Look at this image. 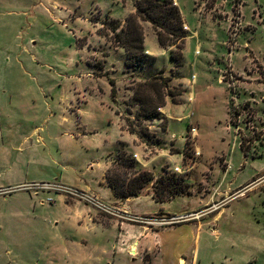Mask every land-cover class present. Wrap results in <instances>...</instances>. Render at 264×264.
<instances>
[{
    "label": "rangeland",
    "instance_id": "374dc122",
    "mask_svg": "<svg viewBox=\"0 0 264 264\" xmlns=\"http://www.w3.org/2000/svg\"><path fill=\"white\" fill-rule=\"evenodd\" d=\"M195 1L179 0L183 17L198 34L188 32L183 66H178L171 57L179 53L176 46L141 62L124 59L113 49L120 44L112 19L98 10L91 20L99 25L91 24L87 31L97 27L101 37L79 34V19L91 16L97 0H0V186L33 178L58 183L54 162L60 155L70 184L102 176L100 166L87 167L92 157L100 159L94 146L106 134L100 123L107 128L111 121L99 108L108 99L103 93L106 79L116 83L114 110L141 147L142 159L159 155L149 164L155 178L168 171L188 186V192L166 206V212L184 217L174 224L158 225L174 217L162 213L138 219L115 206L114 214L98 210L94 219L103 226L116 219L164 229L142 239L152 246L142 256L136 253L135 262L134 254L108 242L97 227L81 232L73 245L61 242L57 234L70 237L75 232L62 230L59 221L54 227L47 223L64 211L53 190L33 199L24 192L0 198V264H81L80 256L84 264H142L139 258L145 264H182L179 257L183 264H264V0ZM145 23L144 33L151 30ZM152 41L150 36L148 49L155 47ZM159 76L169 79L176 95L166 98L158 114L148 115L136 93L141 100L149 94L155 104L159 94L141 85ZM80 106L83 124L100 134L90 136L88 145L65 149L51 140H59L65 131L77 132ZM121 148L127 150L120 143L110 154L111 175L132 178L121 166ZM136 160L138 171L147 169L146 162ZM21 187L0 189V195ZM130 206L140 214L159 211L147 192ZM27 209L34 216L16 214ZM138 229L124 227L130 237Z\"/></svg>",
    "mask_w": 264,
    "mask_h": 264
},
{
    "label": "crops",
    "instance_id": "0c3cea01",
    "mask_svg": "<svg viewBox=\"0 0 264 264\" xmlns=\"http://www.w3.org/2000/svg\"><path fill=\"white\" fill-rule=\"evenodd\" d=\"M98 2L96 3L95 7L91 10V16L88 17L87 19H79L80 21V29H79V34H85V36L89 37V39L94 38L96 36H100L98 34V29L97 27H93L95 29V31H92V33H90L89 30V25L93 24V21L91 20L92 17V13L95 10H98L99 12L101 11V13L103 15L106 16V18L112 19V20H117L120 22V27L119 30H122L124 28L127 27V21L128 18L131 15H135L138 11V1L139 0H97ZM198 0L195 1V3ZM176 5H178V7L180 8V2L179 0H176ZM181 10V8H180ZM182 13V11H181ZM183 15V14H182ZM184 21H185V28L187 29V31L190 33L191 31H193L194 35H197L198 32L196 30H191L188 22L186 21L185 17ZM144 23V22H143ZM142 23V25H143ZM88 24V25H86ZM145 24H149L150 29L153 31L151 35H149L151 33V30L148 31L146 30V34H145V48L147 55H150L152 57L156 56L159 54V51H165L164 48L161 47V45L159 44V40H158V36L156 34V31L154 30V27L151 23L146 22ZM86 25V26H85ZM93 25H99V22H94ZM84 26V27H83ZM150 36L153 38L152 44L155 45V47H151L150 49H148V40L150 39ZM101 37V36H100ZM187 41V40H186ZM185 47H186V43H185ZM82 50L87 49V47H82ZM114 51L116 53H119L122 55V57H125L124 59H126L128 56L127 51L125 50V48H123L121 45H118L116 47L113 48ZM161 54V53H160ZM125 62V61H124ZM113 68H116L115 65H113ZM104 78V77H103ZM111 80L114 81V79H106V83L108 84L107 87H104V91L103 93H108V99L106 97H104L99 105L100 108V112L106 115H109L111 118V121L108 124V127L105 128L104 127V122H101V127L103 128V131H106V134L103 132V136L96 141L95 145L96 146V153H98L100 155V159H102L103 162H100L101 160H97L96 158L94 159L93 157L91 158L87 169L92 170L94 168L95 165L100 166L102 168V176L100 178H96V179H90L89 181H83L82 179L78 180L75 184H70V182L68 181L67 176L64 174L65 171H68L67 166H64L63 163L61 162L62 160V155H60V157L54 162V166L57 168L58 166V174L57 176H55V179L58 181V183H56L57 185H63V186H67V187H71V188H75L89 196H93L98 198L99 200H101L102 202L109 204L111 206H115L118 209L122 210L124 213L128 214V215H132V216H148V215H157V214H166V215H171V216H176L175 214H172L170 212H166V206L169 205L174 199L167 201V202H157L155 197H154V182L152 184V186L147 189V191H144L142 193L147 192L149 194V197L151 199V205L156 206L159 208V211L155 214H149V213H138L135 212L133 210H131V206L130 204L133 202H139L141 197H142V193L139 195V197H130V198H121L119 196H117L115 194V192L113 191V189L109 186L107 179H106V174L109 170V166H110V154H112L113 152H115V150L118 148V145L120 143L124 144L128 150L129 153H132L135 155V157L138 159L139 163H143L146 162V167L147 171L152 172L149 164L154 160L157 159L159 157V155H156L155 158L151 159L150 161L146 160L144 161L141 157V151H139V149H141V147L137 146L135 141L133 140V137L131 135V133H129V131H127V129H125L123 127V125L121 124V120L119 119V116L117 115V113L114 110L113 107V94H112V90H113V86L111 84ZM119 84V83H117ZM116 85V83H115ZM99 92L101 93V91L99 90ZM89 102H84V104H88ZM80 113H78V125H77V132L73 133V132H68L65 131L61 136L60 139H54L51 141H58L59 144L61 145V147L63 148H67L68 146H75V145H79L81 147L88 145L87 140L90 136H97L98 134H100V130L99 129H94L92 130H88L87 129V125H84L83 120H84V106H80L78 107ZM2 109V108H0ZM169 118V117H168ZM180 119V118H179ZM102 130V129H101ZM115 130L117 131V135L115 133ZM37 132V131H35ZM110 134L112 135L113 139L112 141H110ZM102 135V133H101ZM86 150L90 151V149L88 148L89 146H86ZM182 149V148H181ZM184 150V148L182 149ZM173 157V156H172ZM30 162H33L32 160ZM63 166V167H62ZM153 173V172H152ZM41 180H37L36 178H33L31 180V182H24L22 184H17L16 186H8V187H2L0 186V189H4V188H11V187H21L23 185H27V187H21L22 189H16L14 192L8 194L7 196H2L0 195V198H6L8 196H12V195H18L20 193H23L30 196L31 199L34 198V196H39L40 194H48L50 195V191L48 193H45V191L48 190H44V189H39V188H33L30 185L33 184H42V183H49L46 182L44 178H40ZM156 180V178H155ZM52 184V183H50ZM29 189V190H27ZM32 190V191H31ZM34 191V192H33ZM33 192V193H31ZM56 192V191H55ZM55 194H57L56 196H59L60 199V206L59 209L62 208L64 209L63 211V216L61 218H57L54 222L53 220H49V218H47V223L51 222L52 226L54 227V224L56 221H59L60 224L62 225V230H68V229H72L75 232L74 236H68L67 234H57L58 239L61 240V242H64L67 247L70 245H73L74 243L78 242V235L81 234V232H84V230L88 231L89 229H94L95 227H97L98 229H100L103 232V235L106 237L107 241L110 243H116L118 244L119 247H117L118 249H120L121 245L125 246V248H123V250H128L129 253L131 255H135L137 253V255H141L142 251H147L148 248H151L152 243H144L142 242V239H147L149 236H159L161 231L164 229H157V230H153L151 228V230H148L150 228H148L147 226L144 225H140V224H134V223H128V222H120L116 219L112 220V223L110 224V226H103L98 224L97 222H95L94 217L96 216V214H98V210L95 209L93 206L87 204L85 201L81 200V199H75L73 198L72 201L68 200V197L63 196V195H58L60 194V192H56ZM92 208H91V207ZM18 216H34V212H32L30 209L27 210H20L18 211V213H16ZM49 220V221H48ZM46 222V221H45ZM133 222V221H130ZM59 224V223H58ZM125 226H132V227H136L139 228L137 231L138 234L134 235L133 237L127 236L125 234L124 231V227ZM57 228V227H55ZM166 229V228H165ZM118 230V231H117ZM152 232V233H151ZM120 233V237L117 236V234ZM83 240V239H82ZM84 241V240H83ZM85 244L88 241H84ZM83 245V244H80ZM117 246V245H116ZM157 249H159V244L158 242L154 245ZM143 248V249H142ZM132 249L135 250V253H133ZM104 252L106 251L105 249L103 250ZM137 255H135L134 257V262L137 260L136 258ZM142 256V255H141ZM70 260H69V259ZM81 260H79L78 263L84 264V261L82 260L83 257H81ZM139 260L141 261L142 264H145V261L143 258H139ZM182 258L179 257L178 258V262H182L181 261ZM184 260V259H183ZM66 261L67 263H70L71 261V257L69 256V253L66 254Z\"/></svg>",
    "mask_w": 264,
    "mask_h": 264
},
{
    "label": "trees",
    "instance_id": "16d2710c",
    "mask_svg": "<svg viewBox=\"0 0 264 264\" xmlns=\"http://www.w3.org/2000/svg\"><path fill=\"white\" fill-rule=\"evenodd\" d=\"M149 22L153 25L158 36L159 44L165 50L176 46L179 53L172 52L171 57L178 62V66H183L184 49L188 31L185 28L184 18L180 8L176 5L175 0H139L138 11L135 15H131L127 21V27L118 31L120 22L112 20L111 30L114 33V39L123 47L131 58H137L143 61L146 57L145 33L142 23ZM113 90L116 92L115 82L110 81ZM169 79L162 76L153 77L150 81H145L141 86L148 90H155L159 94V100L152 103L147 99H139L138 92L136 98L148 115L158 114L159 110L166 106V98L175 97L174 91L168 84ZM121 158V166L133 173L132 178L122 179L121 175L114 178L109 169L106 179L109 186L115 194L121 198L139 197L147 186L152 185L155 176L147 170L138 171V162L134 155L130 154L126 149L118 150ZM156 179L154 183V197L157 202H167L174 199L177 195L188 192V186L185 179L179 175L165 171V175L161 179ZM155 184H161V189ZM156 188V191H155Z\"/></svg>",
    "mask_w": 264,
    "mask_h": 264
},
{
    "label": "built area",
    "instance_id": "2783aa9c",
    "mask_svg": "<svg viewBox=\"0 0 264 264\" xmlns=\"http://www.w3.org/2000/svg\"><path fill=\"white\" fill-rule=\"evenodd\" d=\"M33 188H40L44 190H53L56 192H65L71 195L78 196L81 198V200L87 202L89 205L93 206L95 209L100 210L102 212L108 213V214H114L115 210L114 207L102 202L96 197L89 196L79 190L73 189L71 187L63 186V185H57V184H50V183H42V184H33L30 185ZM135 218H138L135 216ZM183 216H175L170 219H162L158 221V225H170L178 222L179 220L183 219ZM139 219V218H138ZM157 222V221H155Z\"/></svg>",
    "mask_w": 264,
    "mask_h": 264
},
{
    "label": "bare ground",
    "instance_id": "6f19581e",
    "mask_svg": "<svg viewBox=\"0 0 264 264\" xmlns=\"http://www.w3.org/2000/svg\"><path fill=\"white\" fill-rule=\"evenodd\" d=\"M133 253H135V251H133ZM181 261H182L181 263L183 264L184 263V260L182 259Z\"/></svg>",
    "mask_w": 264,
    "mask_h": 264
}]
</instances>
